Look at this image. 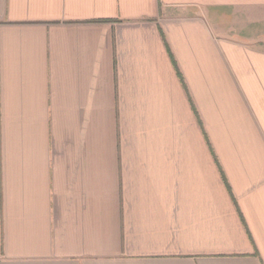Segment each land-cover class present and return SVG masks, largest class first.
<instances>
[{
	"label": "crops",
	"instance_id": "0c3cea01",
	"mask_svg": "<svg viewBox=\"0 0 264 264\" xmlns=\"http://www.w3.org/2000/svg\"><path fill=\"white\" fill-rule=\"evenodd\" d=\"M0 264H264V0H0Z\"/></svg>",
	"mask_w": 264,
	"mask_h": 264
},
{
	"label": "trees",
	"instance_id": "16d2710c",
	"mask_svg": "<svg viewBox=\"0 0 264 264\" xmlns=\"http://www.w3.org/2000/svg\"><path fill=\"white\" fill-rule=\"evenodd\" d=\"M173 59V62H174V64H175V60H174V58H172ZM178 74H179V77H180V79H181V81H182V83L184 84V80H183V78H182V76H181V74H180V72L178 71ZM226 181V180H225ZM226 185H227V187H228V190H229V192H230V194L232 195V191H231V188H230V186L228 185V183L226 182ZM244 221V220H243Z\"/></svg>",
	"mask_w": 264,
	"mask_h": 264
}]
</instances>
